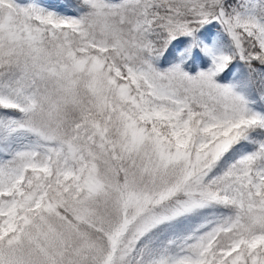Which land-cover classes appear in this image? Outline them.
Masks as SVG:
<instances>
[{
    "label": "snow or ice",
    "instance_id": "6c2138e0",
    "mask_svg": "<svg viewBox=\"0 0 264 264\" xmlns=\"http://www.w3.org/2000/svg\"><path fill=\"white\" fill-rule=\"evenodd\" d=\"M0 264H264V0H0Z\"/></svg>",
    "mask_w": 264,
    "mask_h": 264
},
{
    "label": "trees",
    "instance_id": "16d2710c",
    "mask_svg": "<svg viewBox=\"0 0 264 264\" xmlns=\"http://www.w3.org/2000/svg\"><path fill=\"white\" fill-rule=\"evenodd\" d=\"M256 96H257V98H259V96H260V92L258 89L256 90Z\"/></svg>",
    "mask_w": 264,
    "mask_h": 264
}]
</instances>
